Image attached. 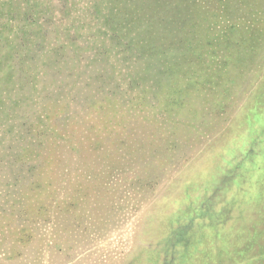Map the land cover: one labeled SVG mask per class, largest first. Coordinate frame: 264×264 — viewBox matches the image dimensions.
<instances>
[{
  "label": "rangeland",
  "instance_id": "rangeland-1",
  "mask_svg": "<svg viewBox=\"0 0 264 264\" xmlns=\"http://www.w3.org/2000/svg\"><path fill=\"white\" fill-rule=\"evenodd\" d=\"M155 4L0 0V264H264V0L209 10L227 95Z\"/></svg>",
  "mask_w": 264,
  "mask_h": 264
},
{
  "label": "trees",
  "instance_id": "trees-1",
  "mask_svg": "<svg viewBox=\"0 0 264 264\" xmlns=\"http://www.w3.org/2000/svg\"><path fill=\"white\" fill-rule=\"evenodd\" d=\"M206 1L211 8L207 9L206 7L201 10L194 7L191 9L190 5L194 2L193 0H155L154 20L153 17L151 20L157 33L161 35V40L184 41L185 49L183 50L181 45L183 51L181 53L185 54V58L179 59L175 64H186L188 70L192 71L185 77V85L200 86L217 93L219 90L220 94L227 95L239 77L236 71L243 72L248 64L238 59L236 56L238 52L233 54L234 49L238 47V42H229L228 40V56L225 58L220 55L223 53V50L219 49L220 44L212 47L214 39L211 33L213 27L211 21L213 18L216 19V13L219 12L218 7L230 4L232 0H205V5ZM245 1L249 2V0ZM209 10L216 12V15L210 13ZM200 11L202 13L199 15ZM194 19L201 20L195 29L197 33H191V30L187 29L189 22ZM144 27L142 26V28ZM154 39L157 40L156 36ZM186 40L193 41L187 42ZM210 56L214 59L211 60Z\"/></svg>",
  "mask_w": 264,
  "mask_h": 264
}]
</instances>
